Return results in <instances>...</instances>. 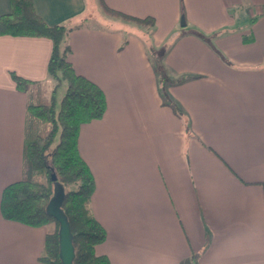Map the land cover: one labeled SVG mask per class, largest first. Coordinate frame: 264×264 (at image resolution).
I'll use <instances>...</instances> for the list:
<instances>
[{"label":"crops","instance_id":"crops-1","mask_svg":"<svg viewBox=\"0 0 264 264\" xmlns=\"http://www.w3.org/2000/svg\"><path fill=\"white\" fill-rule=\"evenodd\" d=\"M32 1L47 24L70 28L69 61L106 96L78 139L106 230L96 253L111 264H264V0ZM11 9L0 0V15ZM52 46L0 35V264H51L39 257L52 226L5 219L1 197L23 177L28 104L51 99ZM156 56L190 131L165 103Z\"/></svg>","mask_w":264,"mask_h":264},{"label":"trees","instance_id":"trees-1","mask_svg":"<svg viewBox=\"0 0 264 264\" xmlns=\"http://www.w3.org/2000/svg\"><path fill=\"white\" fill-rule=\"evenodd\" d=\"M11 1V11L0 15V35L49 37L53 46L48 73L54 80V88L50 102L28 104V115L31 120H36V125L30 122L28 126L22 179L8 184L3 190L2 215L5 219L34 227L54 224L55 229L45 236L40 261L63 264L59 215L69 225L75 251L72 264H111L106 255L96 253V245L105 240L106 230L94 216L91 197L95 178L78 146L81 125L103 117L107 108L105 93L94 81L77 73L69 61L71 47L65 37L70 28L47 24L36 12L32 0ZM103 7L108 13L126 20L146 25L155 22L151 16L141 18L105 4ZM155 58L165 103L184 119L186 131H190L184 110L166 93L164 85L169 78L160 65L159 56ZM12 77L19 90L27 91L30 80L15 73ZM62 83L66 84V91L57 104L56 89ZM42 124L50 125L48 133L39 132Z\"/></svg>","mask_w":264,"mask_h":264},{"label":"water","instance_id":"water-1","mask_svg":"<svg viewBox=\"0 0 264 264\" xmlns=\"http://www.w3.org/2000/svg\"><path fill=\"white\" fill-rule=\"evenodd\" d=\"M184 20H182V24L184 25ZM58 219L61 222V228H60V251L62 256L63 264H72V260L74 257V246L71 241V234L70 229L67 221L57 215Z\"/></svg>","mask_w":264,"mask_h":264},{"label":"rangeland","instance_id":"rangeland-1","mask_svg":"<svg viewBox=\"0 0 264 264\" xmlns=\"http://www.w3.org/2000/svg\"><path fill=\"white\" fill-rule=\"evenodd\" d=\"M90 13L92 14V15H96L97 14V11H96V9H94V7L92 6V8H91V10H90ZM57 91H56V102H57V104H59V102L61 101V99H62V97H63V95H64V93H65V91H66V84L65 83H62V84H60L58 87H57V89H56ZM48 102H50L51 101V99L50 100H47ZM47 102V103H48ZM50 131V125L49 124H42L41 125V128H40V130H39V132L40 133H42V134H46V133H48ZM48 225H50V226H52V231L55 229V226H54V224L53 223H50V224H48Z\"/></svg>","mask_w":264,"mask_h":264}]
</instances>
